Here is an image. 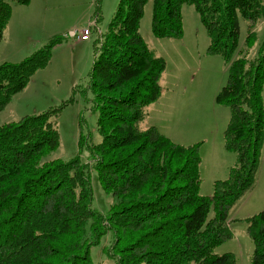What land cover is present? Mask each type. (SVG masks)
Listing matches in <instances>:
<instances>
[{"label":"trees","instance_id":"16d2710c","mask_svg":"<svg viewBox=\"0 0 264 264\" xmlns=\"http://www.w3.org/2000/svg\"><path fill=\"white\" fill-rule=\"evenodd\" d=\"M148 1L120 0L97 40L89 87L102 141L90 146V163L80 156L47 159L59 147L54 117L65 105L0 126V264H94L91 247L109 230L117 264H239L234 253L215 249L234 236L230 213L254 187L264 145V42L256 58H234L243 52L240 17L248 25V50L264 2L153 0L156 37L182 38L183 7L193 5L210 37L207 53L229 65L216 100L230 108L224 141L236 161L213 193L203 195L202 142L177 143L157 126L141 125L163 95L167 68L140 31ZM11 17L12 4L0 0V41ZM62 41L53 36L23 60L0 64V112L50 64ZM90 166L115 197L107 214L91 207ZM246 222L254 245L250 264H264V210Z\"/></svg>","mask_w":264,"mask_h":264},{"label":"rangeland","instance_id":"374dc122","mask_svg":"<svg viewBox=\"0 0 264 264\" xmlns=\"http://www.w3.org/2000/svg\"><path fill=\"white\" fill-rule=\"evenodd\" d=\"M8 1L11 4L15 2L14 0ZM262 1L264 2V0ZM119 2L120 0H37L38 7L43 12L42 20L54 21L53 26L45 25L44 31L39 33L37 31L36 33L39 34H37V38L42 36L46 30L51 29L58 31L54 36H61L63 41L54 47L50 64L39 70L29 84L15 94L8 106L0 112V126L18 121L25 115H37L65 105L54 117L60 134V144L58 149L52 152L47 159L69 161L80 156L82 162L90 163L92 161L90 146L102 141L97 127L99 112L95 109L94 95L89 87L90 72L95 59L97 40L102 33L106 32ZM152 9L153 0H149L145 7L140 31L149 47L168 60L166 71L171 76L168 83L161 81L162 85L167 88V92L165 91L167 101H164V105L158 103L161 112L165 111L159 124L160 131L173 141L187 145L189 144L187 142L193 144L196 141L207 140L202 142L200 148L202 157L200 192L203 195H211L215 182L211 168L216 158L218 143L229 154L232 163L236 161V154L224 147V132L230 119V108L216 100L218 92L227 82L229 65L220 55L207 53L210 37L200 14L193 5H184L183 7L184 36L180 39L158 38L154 35ZM85 28L90 30L88 39L83 38L80 34ZM69 29L73 30L69 31ZM255 30L257 39L254 45L247 50L245 39L248 34V25L245 19L240 17L239 50H243V52H236L234 58L247 56L254 59L259 56L264 42V18L258 23ZM26 37L28 35L24 34L23 38L26 39ZM77 39L81 41H77ZM15 43L9 42L4 49L9 51ZM35 43L36 41H28L27 45ZM37 49L39 48H27V56ZM1 56L0 53V64L5 61L19 62L27 57L14 61L2 60ZM194 59H197L195 65H193ZM187 61L195 69L194 76L197 75L195 81L190 83H188L190 78L186 71ZM176 70L185 71L178 83ZM192 90L199 93L197 107L190 101ZM184 94L186 95L182 98ZM182 104L187 108L185 111L182 109ZM193 108L195 110H192ZM146 120L141 124L143 127L149 126ZM194 124L193 130L190 132L191 138L185 140L182 126L189 128ZM81 140L83 142L80 144ZM88 174L93 190L91 207L98 212L107 214L115 203V197L103 189L98 172L94 167L90 166ZM263 210L264 145L255 185L230 213V227L234 236L217 247L216 253L232 252L237 256L239 264H250L254 245L247 232L246 218ZM115 239V232L109 230L102 236L98 244L91 247L90 259L94 264H117L112 249Z\"/></svg>","mask_w":264,"mask_h":264},{"label":"crops","instance_id":"0c3cea01","mask_svg":"<svg viewBox=\"0 0 264 264\" xmlns=\"http://www.w3.org/2000/svg\"><path fill=\"white\" fill-rule=\"evenodd\" d=\"M35 7V8H33ZM30 10V11H29ZM29 11V12H27ZM27 12V13H26ZM26 13V14H25ZM42 11L39 9L37 0H31V2L27 5H20L17 2H14L12 4V17L10 19V22L8 23L5 31H4V37L2 39V42L0 43V49L1 50V58L2 60H19L25 56H27V48H40L42 45L46 44V42L49 41L51 37H53L58 31H52L51 29L46 30V32H43L42 36H39L37 38V34L40 31H44L45 25L53 26L54 21H44L42 20L43 15ZM25 14V15H24ZM90 28V27H89ZM73 29H69L71 31ZM38 31V33H36ZM36 33V34H35ZM92 33V31H91ZM26 34L28 37L23 38V35ZM36 36H35V35ZM39 35V34H38ZM71 37V36H70ZM36 41L35 44H32L30 46L27 45L28 41ZM77 41H81L78 40ZM84 41V40H82ZM8 42V43H7ZM9 42H16L12 49L5 50V46L9 44ZM197 62V59H194L193 65H195ZM167 65H168V60H167ZM192 65V66H193ZM187 70L188 71V76H189V81L194 82L196 79L195 74V69L190 65V63L187 61L186 62ZM167 69V68H166ZM166 71V70H165ZM176 76L178 77L177 83L179 82L180 78L182 75L185 74V71H178L176 70ZM171 79V76L168 71L163 73L161 81H164L168 83V81ZM162 85V83H161ZM163 86V85H162ZM163 95L159 101L156 103L150 105L149 107V116L146 121H148V125H154L157 126L159 130L160 129V121L161 117L163 116L165 111L161 112L160 105H164V101H167V98L165 97L167 88L163 86ZM166 91V92H165ZM169 93V92H168ZM167 93V96H168ZM186 94L182 95V98L185 97ZM199 93L196 91L192 90L191 94V104L196 105V107L199 104ZM169 97V96H168ZM176 95V99H177ZM170 98V97H169ZM159 103V104H158ZM182 109L185 111L187 108L183 106L182 104ZM192 110H195L194 108ZM195 124L190 126L189 128L186 126H182V134L185 138V140L188 138H191L190 132L193 130ZM206 139H203L202 142H206ZM193 142V141H192ZM197 142V141H196ZM191 143V142H187ZM225 147V146H224ZM216 158L214 160V163H212V168H211V174L214 176V181L219 180V179H224L228 176L229 169L234 165L231 161V157L227 152L224 151V148L219 146L218 143V148H216ZM202 158V157H201ZM214 164V166H213ZM228 170V171H227ZM227 174V175H226ZM239 263V261H238Z\"/></svg>","mask_w":264,"mask_h":264},{"label":"built area","instance_id":"2783aa9c","mask_svg":"<svg viewBox=\"0 0 264 264\" xmlns=\"http://www.w3.org/2000/svg\"><path fill=\"white\" fill-rule=\"evenodd\" d=\"M80 34L83 36V38L88 39L89 36H90V30H89V28H85V29H83V30L80 32ZM72 35H74V34L72 33Z\"/></svg>","mask_w":264,"mask_h":264}]
</instances>
